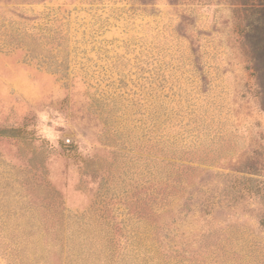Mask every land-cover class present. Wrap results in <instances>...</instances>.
<instances>
[{"label": "rangeland", "instance_id": "obj_1", "mask_svg": "<svg viewBox=\"0 0 264 264\" xmlns=\"http://www.w3.org/2000/svg\"><path fill=\"white\" fill-rule=\"evenodd\" d=\"M262 0H0V264H264Z\"/></svg>", "mask_w": 264, "mask_h": 264}, {"label": "trees", "instance_id": "obj_2", "mask_svg": "<svg viewBox=\"0 0 264 264\" xmlns=\"http://www.w3.org/2000/svg\"><path fill=\"white\" fill-rule=\"evenodd\" d=\"M264 1V0H262ZM258 19L256 20L255 28L262 32V48H264V6L257 11Z\"/></svg>", "mask_w": 264, "mask_h": 264}]
</instances>
